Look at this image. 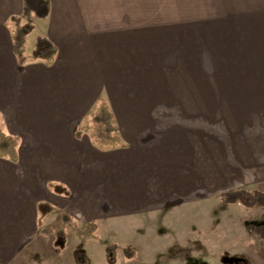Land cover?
<instances>
[{
  "label": "crops",
  "instance_id": "obj_1",
  "mask_svg": "<svg viewBox=\"0 0 264 264\" xmlns=\"http://www.w3.org/2000/svg\"><path fill=\"white\" fill-rule=\"evenodd\" d=\"M46 1L49 15L34 21L25 49L30 53L36 38L45 37L56 56L51 63L20 65L6 23L21 15L22 0H0V118L7 127L18 126L4 132L19 140L16 163L0 158V244H6L0 250L19 249L20 234L22 243L31 239L35 222L19 230V220H29L32 212L41 219L66 212L71 217L66 230L94 222L95 235L100 223L110 229L139 216L157 218L172 230L167 219L181 207L194 206L196 184L204 188L211 167L208 163L206 172L196 160L195 149L203 145L196 138L198 147L189 145L195 135L181 128L185 119L155 112L176 103L151 94L155 86L150 81L194 65L195 36L180 33L183 7L227 5V0ZM99 99L113 113L123 141L118 148L99 150L86 135L75 136ZM190 100L178 104L193 105ZM29 155L38 156L27 161ZM23 202L33 204L24 208ZM40 203L53 211L41 216ZM109 244L122 254L126 247ZM136 244L128 245L130 251L140 247Z\"/></svg>",
  "mask_w": 264,
  "mask_h": 264
},
{
  "label": "rangeland",
  "instance_id": "obj_2",
  "mask_svg": "<svg viewBox=\"0 0 264 264\" xmlns=\"http://www.w3.org/2000/svg\"><path fill=\"white\" fill-rule=\"evenodd\" d=\"M183 8L180 29L184 31L180 33L195 36L194 65L184 67V73L156 75L150 82L155 86L151 94L170 101L164 103H176L156 107L155 112L177 113L178 120L185 119L181 128L195 135L189 145H203L195 149L196 160L205 164L206 172L210 163L208 182L204 188L196 184L194 206H180L167 219L172 230L157 218L140 216L110 229L100 223L92 237L84 230L87 223L73 224L66 230L63 252L52 245V236L42 233L60 225V211L44 219L32 212L29 220H19V230L35 222L31 239L22 243L20 234L19 249H1L0 264H79L76 248L87 253L86 264H107L104 249L114 242L125 244L127 252L132 249L129 244L140 243L133 248L132 258L118 249L115 264H264V241L246 230L249 224H264V207L224 206L219 198L236 189L264 193V0H227V5ZM190 99L193 105H179ZM123 109L130 112V107ZM187 118L193 121L186 122ZM1 125L3 132L18 128L15 123L7 127L0 118ZM39 129L37 134L42 132ZM32 156L38 155H29L27 161ZM32 204L23 202V207Z\"/></svg>",
  "mask_w": 264,
  "mask_h": 264
},
{
  "label": "trees",
  "instance_id": "obj_3",
  "mask_svg": "<svg viewBox=\"0 0 264 264\" xmlns=\"http://www.w3.org/2000/svg\"><path fill=\"white\" fill-rule=\"evenodd\" d=\"M50 12L49 4L46 0H22V13L20 16H11L6 27L10 32L11 49L20 65L30 62L42 61L51 63L56 56V48L45 37H37L30 53H26V38L34 30V21L42 20L48 17ZM86 135L92 146L99 150L115 149L123 145L118 127L114 121L113 113L104 99H99L94 108H92L80 121L75 131L76 138ZM19 140L16 136L7 134L0 130V158L16 163L18 160ZM220 201L224 205L238 203L245 208L254 206L264 207V193L254 191L245 192L244 189L226 191L219 195ZM38 211L44 216L51 211L52 207L40 203ZM60 225L55 229L45 228L42 233L53 237L52 245L58 250H63L66 243V225L71 222V217L66 212H60ZM85 232L88 236H93L96 231L94 222L87 223ZM247 232L254 234L264 241V224L246 226ZM117 247L114 244L105 246L104 255L107 264H115ZM75 254L79 264H86L85 253L76 248ZM123 255L131 258L132 251L123 249ZM75 256V257H76Z\"/></svg>",
  "mask_w": 264,
  "mask_h": 264
}]
</instances>
